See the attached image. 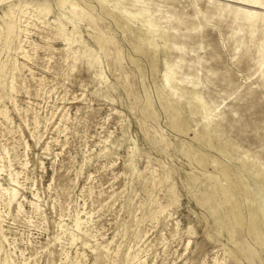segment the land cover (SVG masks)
<instances>
[{"label":"rangeland","instance_id":"1","mask_svg":"<svg viewBox=\"0 0 264 264\" xmlns=\"http://www.w3.org/2000/svg\"><path fill=\"white\" fill-rule=\"evenodd\" d=\"M0 264H264V0H0Z\"/></svg>","mask_w":264,"mask_h":264},{"label":"bare ground","instance_id":"2","mask_svg":"<svg viewBox=\"0 0 264 264\" xmlns=\"http://www.w3.org/2000/svg\"><path fill=\"white\" fill-rule=\"evenodd\" d=\"M135 42H136L137 45L140 46L141 49L143 48V44H142L141 40H138L137 38H135ZM151 42H152V41H151ZM151 44H152V43H151ZM152 48H153L154 51H156V50H155V45L152 44Z\"/></svg>","mask_w":264,"mask_h":264}]
</instances>
